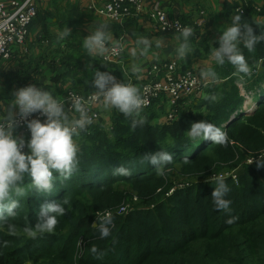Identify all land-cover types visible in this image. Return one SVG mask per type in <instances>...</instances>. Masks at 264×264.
I'll return each instance as SVG.
<instances>
[{"label": "trees", "instance_id": "16d2710c", "mask_svg": "<svg viewBox=\"0 0 264 264\" xmlns=\"http://www.w3.org/2000/svg\"><path fill=\"white\" fill-rule=\"evenodd\" d=\"M228 2L227 17L238 4ZM237 15L252 24L257 34L264 30V23L250 12ZM241 47L252 70L260 66L250 78L241 80L233 75L231 65L216 64L213 70L219 79L205 86L199 103H195L199 99L181 100L173 123L157 121L164 113L158 107L163 101H157L144 109L147 123L135 131L121 113L112 116L113 131L92 124L77 138L78 171L63 184L57 181L58 191L51 196L33 190L26 176L20 207L8 220L17 225L18 235L10 236L0 224V264H264V166H257L264 159V41L254 53ZM101 65L116 77L126 75L116 63ZM239 83L253 91L256 105L251 111L253 103L244 106ZM213 93L218 95L216 102L204 98ZM200 121L224 130L227 147L188 140L191 123ZM161 149L173 155L164 170L179 164V173L189 179L186 185L178 186L170 174L140 162L144 153ZM185 157L188 164L183 163ZM121 165L132 175L113 176V168ZM217 176L224 177L231 189L226 199L232 202L230 215L237 217L232 224L226 223L229 214L213 208L215 180L204 182ZM121 184L124 188H119ZM65 196L71 203L65 205L66 214L58 217L54 233L36 238L23 233L25 223L38 222L41 204L60 202ZM134 197L136 203L128 207ZM124 207L127 211L120 213ZM105 211L115 217V227L112 237L102 240L93 223ZM93 245L105 251L102 259L91 254Z\"/></svg>", "mask_w": 264, "mask_h": 264}, {"label": "clouds", "instance_id": "9594fccd", "mask_svg": "<svg viewBox=\"0 0 264 264\" xmlns=\"http://www.w3.org/2000/svg\"><path fill=\"white\" fill-rule=\"evenodd\" d=\"M179 31L180 35L176 39L182 42L175 51L179 58L186 59L193 52L191 38L195 32L191 26H185ZM220 33L219 47L211 49L212 59L219 66L231 65L234 69L233 75L241 80L250 78L253 70L241 46L248 52L254 53L257 45L264 41V30L257 34L252 24L242 22V16L235 15L230 26ZM70 35L71 29L66 27L59 38L64 39ZM112 39L109 25L99 24L95 31L84 37L83 47L89 56L106 55L110 51L108 45ZM136 44L141 55L151 47V41L143 36L136 40ZM91 67L93 65L90 61L86 63V69ZM131 72L139 79L143 69L133 64ZM200 76L205 81L219 79L217 73L211 68L201 70ZM90 87L94 89L90 99L100 100L106 109H115L121 113L130 121L132 131L147 123V116L143 114L147 100L139 87L130 82L117 80L111 71L99 69L94 71ZM12 96L10 116L0 120V224L5 225L8 234L15 237L18 235L17 225L9 223L8 220L16 215V210L20 207L19 198L25 194L23 187L25 177L30 178L32 189L38 193L51 196L57 192V181L63 184L78 171L80 146L77 138L88 130L94 123V119L89 114L88 104L79 96L60 100L36 84L20 87L13 92ZM204 98L214 103L218 100V95L213 93ZM37 113L46 117V120L41 122L38 118L30 119ZM21 125L29 130L30 139L26 140L23 136L15 134V130ZM186 136L193 142L202 139L223 147L229 144L227 133L208 121L191 123ZM25 148L29 149L28 153L24 151ZM140 162L148 163L154 166L157 172L162 173L173 162V155L162 149L155 152L149 151L142 155ZM183 163H189L187 157L184 158ZM250 163L253 162L250 161ZM257 166H264V159L257 161ZM112 175L129 177L132 171L121 165L113 168ZM212 179L215 180L214 190L211 193L213 208L229 214L230 218L226 220V223L232 224L237 217L230 215L232 202L226 199L231 189L222 176L207 178L204 182L210 183ZM70 203V197L65 196L60 202L41 204L38 222L35 226L29 222L25 223L22 227L23 233L29 238H36L38 234L54 233L59 224L58 217L66 214L65 205ZM114 219L115 217L109 211L98 215L93 227L99 232L100 239L112 237V229L115 227ZM3 245L7 246V241H4ZM90 252L98 260L106 254L95 245L90 248Z\"/></svg>", "mask_w": 264, "mask_h": 264}, {"label": "crops", "instance_id": "0c3cea01", "mask_svg": "<svg viewBox=\"0 0 264 264\" xmlns=\"http://www.w3.org/2000/svg\"><path fill=\"white\" fill-rule=\"evenodd\" d=\"M227 3V0H148L141 12L119 25L99 15L101 0H38L39 13L30 26L25 49L19 51L17 60H0V97L3 96L0 99V110L4 111L2 114L5 113V116L0 115V120L10 116L12 94L24 84H36L60 100L69 90L83 94L93 92L94 89L90 87L93 73L96 69L107 71L101 65L106 61L104 55L89 56L83 47V39L95 31L99 24L109 25L113 39L108 46L121 45L124 49L120 66L126 75L120 76L122 79L119 76L117 78L140 89L149 80L148 72L155 64L177 62L178 72L193 69L200 73L203 69L215 68L211 49L219 47L220 35L215 27L219 24L228 27L238 14L233 8L228 18L225 15ZM156 8L165 10L171 18L187 23L204 16L201 21L203 23L198 27V37L191 39L193 52L186 59L179 58L175 51L182 42L176 39L180 33L159 32L154 27L151 13ZM259 21L264 23L263 19ZM66 27L71 29V35L60 39L59 35ZM141 36L151 41V47L143 55L136 44ZM89 61L93 67L86 69L85 65ZM133 64L143 69L139 79L131 72ZM111 73L114 75V72ZM206 82L209 84L211 81ZM242 85L239 83L240 87ZM201 95L194 99H199L195 103L200 102ZM161 106L163 112H167L168 96L158 105ZM96 108L102 118L100 124L106 130L113 131L112 116L120 113L115 109H106L102 103ZM157 121L170 123L162 114ZM15 134L30 139L29 131L25 133L15 130ZM28 150L26 148L25 152Z\"/></svg>", "mask_w": 264, "mask_h": 264}, {"label": "built area", "instance_id": "2783aa9c", "mask_svg": "<svg viewBox=\"0 0 264 264\" xmlns=\"http://www.w3.org/2000/svg\"><path fill=\"white\" fill-rule=\"evenodd\" d=\"M148 0H101L98 13L101 17L108 19L111 22L123 25L133 15L142 11L145 3ZM228 1V0H227ZM230 1V0H229ZM237 1L234 4L235 12L245 15L250 12L256 19L264 21V0H231ZM38 0H0V60H12L15 54H18L21 49L27 45L30 26L38 16ZM200 17L192 23L181 21L169 17L167 12L161 8H156L151 13V18L154 20V27L159 32H175L180 33L179 29L185 26H191L194 29L195 35L191 39L198 37V27L203 23ZM119 46V47H118ZM110 51L103 56L107 63H123L124 49L121 45L108 46ZM122 48V50H121ZM179 64L177 62L155 64L148 72L149 80L144 83L141 88L144 98L147 100V106L144 109L151 107L157 101H163L165 96L169 98V106L167 110V120L174 121L177 118L181 107V100L189 102L199 97L203 92L208 82L202 81L199 74L193 69L183 70L178 72ZM260 66L253 70L257 73ZM117 78V77H116ZM117 80H119L117 78ZM92 92L83 94L76 90H69L63 99L68 97L79 96L85 100L89 107V114L93 117L94 123H99L102 120L100 113L97 110V105L101 104L100 100H91ZM253 92L245 94V97L250 98ZM252 100V99H251ZM72 115H77L72 113ZM38 118L41 122L46 120V117L34 114L30 119ZM28 132L26 126L21 125L17 128ZM26 139V137H24ZM26 148L24 149V151ZM233 173V172H232ZM227 175V174H224ZM124 207L120 210L126 212Z\"/></svg>", "mask_w": 264, "mask_h": 264}, {"label": "rangeland", "instance_id": "374dc122", "mask_svg": "<svg viewBox=\"0 0 264 264\" xmlns=\"http://www.w3.org/2000/svg\"><path fill=\"white\" fill-rule=\"evenodd\" d=\"M220 25V24H219ZM219 25H217L215 28L217 29L216 31L217 32H220V31H223L225 28H227L226 26H224V25H222V26H219ZM229 26H230V24H229ZM221 34V33H220ZM219 45V44H218ZM25 49V48H24ZM17 58V54H15L14 56H13V59L14 60H17L16 59ZM258 67V66H257ZM197 72V71H196ZM197 73H199V72H197ZM256 74V73H255ZM199 76H200V73H199ZM200 78H201V76H200ZM202 79V78H201ZM202 81H203V79H202ZM241 94L242 95H244L245 96V94H247V93H249L248 92V89L249 88H244V85H242L241 87ZM253 92V91H252ZM250 98L248 99V97H245L246 98V100H245V103H244V106L245 107H247V106H250V104L251 103H253L252 104V106H255L256 104H255V102L253 101V95L252 96H249ZM252 99V100H251ZM4 111H1L0 110V115H2V116H5V113L4 114H2ZM160 113V112H159ZM162 115H164L165 116V118L166 117H168V114H167V112H165L164 111V113H162ZM164 118V117H163ZM169 122H172L173 123V121H169ZM26 151V150H25ZM29 152V150L26 152V153H28ZM179 169H180V165L179 164H177V165H175V166H173V168L171 169V170H168V171H166V170H163V172L162 173H167V174H170L171 175V178H172V180L175 182V184L176 185H186L188 182H189V179H186V178H184V177H182L181 176V174L179 173ZM233 171H236V170H233ZM238 172L240 171H242V168H239L238 170H237ZM226 174L228 173V172H225ZM119 188H124V184H121L120 185V187ZM136 201H137V199H136V197H134L133 198V200H132V202L130 203L129 202V205H128V207H130V206H132L133 204H135L136 203Z\"/></svg>", "mask_w": 264, "mask_h": 264}, {"label": "bare ground", "instance_id": "6f19581e", "mask_svg": "<svg viewBox=\"0 0 264 264\" xmlns=\"http://www.w3.org/2000/svg\"><path fill=\"white\" fill-rule=\"evenodd\" d=\"M254 105V104H253ZM255 106H250L249 107V110L251 111V110H253V108H254Z\"/></svg>", "mask_w": 264, "mask_h": 264}]
</instances>
